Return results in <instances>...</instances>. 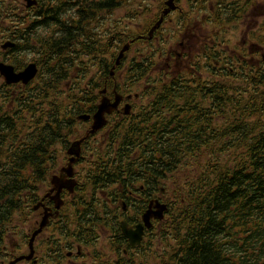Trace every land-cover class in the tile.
I'll return each mask as SVG.
<instances>
[{
	"label": "flooded vegetation",
	"instance_id": "obj_1",
	"mask_svg": "<svg viewBox=\"0 0 264 264\" xmlns=\"http://www.w3.org/2000/svg\"><path fill=\"white\" fill-rule=\"evenodd\" d=\"M0 64L36 67L28 84L0 70L2 109L41 79L62 81V97L87 95L83 109L39 114L38 127L68 128L50 151L24 156L37 170L1 233L0 264H182L190 252L171 234L170 173L154 177L151 159L118 151L119 137L133 128L140 147L168 143L172 117L156 94L181 75L247 88L264 73V0H0ZM117 97L92 132L99 104Z\"/></svg>",
	"mask_w": 264,
	"mask_h": 264
},
{
	"label": "trees",
	"instance_id": "obj_2",
	"mask_svg": "<svg viewBox=\"0 0 264 264\" xmlns=\"http://www.w3.org/2000/svg\"><path fill=\"white\" fill-rule=\"evenodd\" d=\"M61 83L41 79L27 85L16 109L0 104V242L19 210V188L37 170L38 160L24 156L50 151L68 128L55 119L56 127H38L39 114L83 109L78 101L87 95L62 97ZM156 96L171 113V139L140 147L139 130L131 128L119 137L118 151L151 159L154 177L170 173L171 234L190 252L182 264H213V258L221 264L228 256L233 264H264V73L253 74L247 88L227 81L203 88L184 74Z\"/></svg>",
	"mask_w": 264,
	"mask_h": 264
},
{
	"label": "water",
	"instance_id": "obj_3",
	"mask_svg": "<svg viewBox=\"0 0 264 264\" xmlns=\"http://www.w3.org/2000/svg\"><path fill=\"white\" fill-rule=\"evenodd\" d=\"M127 49H128V46L126 48L124 46V48L122 49L118 57V60H117L118 63H119V60L124 56V53ZM0 70L6 76L8 82H17V81L22 80L25 83H28L36 74L35 64L29 65L23 72H20V73H15L12 66L5 65V64H0ZM118 102L119 100L117 97L114 102L110 103L107 101L105 105L103 106V100H102V102L98 106V111L96 112L94 116V122H95V118L97 116V113L99 112L97 122L91 130L92 132H95L104 126V124L106 123L105 114L113 112V110L117 107ZM43 224L45 223L43 222Z\"/></svg>",
	"mask_w": 264,
	"mask_h": 264
},
{
	"label": "bare ground",
	"instance_id": "obj_4",
	"mask_svg": "<svg viewBox=\"0 0 264 264\" xmlns=\"http://www.w3.org/2000/svg\"><path fill=\"white\" fill-rule=\"evenodd\" d=\"M127 46H125V48H126ZM107 102V100H106V98H104L103 99V106L105 105V103ZM98 116H99V112L97 113V116H96V118H95V122H94V125L92 126V128L95 126V124H96V122H97V119H98ZM77 145V142L71 147V149H70V153H73V149H74V147ZM68 168V166L66 167V168H64L63 170H62V172L64 173V171H66V169ZM62 176H63V174H62ZM61 176V177H62ZM61 177H58V178H56L54 181H53V186H54V188H56V184L60 181V178ZM45 218H46V215H45V217H44V219H43V222L45 221ZM43 222H42V226L44 225L43 224Z\"/></svg>",
	"mask_w": 264,
	"mask_h": 264
},
{
	"label": "rangeland",
	"instance_id": "obj_5",
	"mask_svg": "<svg viewBox=\"0 0 264 264\" xmlns=\"http://www.w3.org/2000/svg\"><path fill=\"white\" fill-rule=\"evenodd\" d=\"M91 129H92V127H91Z\"/></svg>",
	"mask_w": 264,
	"mask_h": 264
}]
</instances>
